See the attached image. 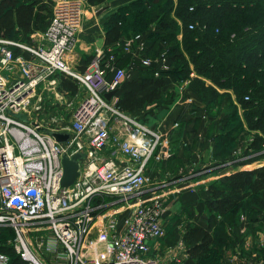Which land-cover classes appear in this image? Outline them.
<instances>
[{"label": "built area", "instance_id": "1", "mask_svg": "<svg viewBox=\"0 0 264 264\" xmlns=\"http://www.w3.org/2000/svg\"><path fill=\"white\" fill-rule=\"evenodd\" d=\"M82 6L80 0H53L43 31L28 41L0 37V227L14 233L0 244V264H183L182 240L177 253H169L171 262L150 254L165 234V193H156L164 184L156 185L148 171L151 163L170 158L171 135L180 130L181 119L164 131L149 126L145 116L122 112L117 93L105 98L131 78L132 64L125 61L134 60L154 77L169 72L167 44L153 48L149 32L132 35L96 49L81 71L70 53L84 19ZM194 9L190 5L188 11ZM189 79L181 82L175 105L197 102L185 95ZM62 81L82 89L83 96L68 124L45 128L32 115L48 112L46 96L56 101L64 96ZM57 117L54 123L62 119ZM48 132L69 138L59 143ZM76 154L78 177L64 187L63 158ZM257 258L237 264H264Z\"/></svg>", "mask_w": 264, "mask_h": 264}, {"label": "trees", "instance_id": "2", "mask_svg": "<svg viewBox=\"0 0 264 264\" xmlns=\"http://www.w3.org/2000/svg\"><path fill=\"white\" fill-rule=\"evenodd\" d=\"M86 1L89 6H101L107 0ZM190 5L195 6L193 12L188 11ZM50 15L49 6L36 0H3L0 37L28 41L32 33L46 28ZM194 23L206 28L189 30L187 26ZM104 29L105 45L143 32L150 33L153 48L165 49L161 44H167L171 70L154 77L152 70L138 68V76L124 80L117 91L116 106L122 112L133 114L160 100L167 82L181 83L194 72L185 95L210 108L233 93L247 128L261 134L254 136L239 169L205 189L211 211L207 227L192 225L182 236L187 247L183 264H203L218 243L214 231L221 220L248 204L251 222L256 223L264 206V0H134L119 8ZM19 32L26 39H20ZM90 61L91 57L82 59L80 70ZM61 89L76 92V86L67 81H62ZM245 96L250 100L244 101ZM230 107L232 113L225 122L228 133L216 138V157L228 156L234 147L233 133L242 130L236 106L230 102Z\"/></svg>", "mask_w": 264, "mask_h": 264}, {"label": "crops", "instance_id": "3", "mask_svg": "<svg viewBox=\"0 0 264 264\" xmlns=\"http://www.w3.org/2000/svg\"><path fill=\"white\" fill-rule=\"evenodd\" d=\"M36 1L53 6V0ZM80 1L83 5L85 2L87 3L86 0ZM117 1L107 0L103 5L95 7L92 13L86 14L85 20L87 19V21H83L85 23L82 29L83 32L79 35L70 53L71 63L78 69L84 67L82 59L84 60L85 57L92 58L96 49L104 50L105 47L110 46L104 44V26L106 22L119 8L134 0H129L126 4H121ZM18 37L26 39L20 32ZM125 64L126 66L128 65L127 61H125ZM137 76L138 70H133L131 78H136ZM181 86V83L173 84L167 82V85L162 90L160 100L150 105H145L143 109L133 114L145 116L149 126H155L164 131L169 129L171 122L176 118H181L182 120L180 130L173 134L172 137L173 154L171 158L161 164L155 165V163H152L148 171L156 185L164 184V187L159 186L156 192L158 194L165 193L164 225L169 219L174 217L175 213L185 209L189 211L191 210L190 208L193 209L188 216H183L188 222L186 229L183 231L184 234L187 228L192 225L207 227L211 211L206 204L205 189L213 182H223L227 175L239 169L240 162L247 159V154L250 152L249 147L254 136L261 134L258 131L247 128L243 119V109L236 102L233 93L229 92V96L225 95L220 98L210 108H207L199 101L192 106L182 105L179 102L175 105V101H172L171 98L173 94H180L179 87ZM172 90L175 93L172 94ZM62 92L64 96L59 101H64V104L57 102L55 99L46 100L47 102L51 101L52 104L51 106H46L49 112L52 109L53 114L61 117L62 114H65V117L60 119L56 125L68 124L71 121L75 105L77 106L83 96V90L79 88H76L74 94L63 89ZM230 102L237 108V115L242 122V130L233 133L235 136L234 147H232L228 156L216 157L215 152L218 147L216 138L228 133V129L225 128V122L232 113ZM56 109H60L59 112H56ZM242 213L245 215L244 218H249V214H245L244 210ZM261 214L262 212L259 213L256 223L263 221ZM249 223L253 224L251 221ZM158 241L152 244L150 254L165 263L164 258H160L158 254ZM164 253L166 255L168 251H164Z\"/></svg>", "mask_w": 264, "mask_h": 264}, {"label": "rangeland", "instance_id": "4", "mask_svg": "<svg viewBox=\"0 0 264 264\" xmlns=\"http://www.w3.org/2000/svg\"><path fill=\"white\" fill-rule=\"evenodd\" d=\"M129 0H118L117 2L121 4H126ZM116 2V1H115ZM83 4V3H82ZM114 5V4H113ZM50 9H52L51 5H48ZM93 7V8H90ZM95 7L98 6H89L85 2L82 6V11L84 14L85 20L87 13H92L95 10ZM85 23L82 22V26L76 35V40L78 39L79 35L83 32V26ZM204 24H200L203 26ZM40 32V31H39ZM129 35L132 34L131 31L127 32ZM87 58V57H85ZM128 65L132 64V69L137 71L138 63L134 60H129ZM137 67V68H136ZM132 70V71H133ZM193 76H196L194 72H191ZM249 97V96H248ZM51 100V97H47ZM45 98V99H46ZM47 100V99H46ZM45 100V102H46ZM62 102L64 101H57ZM47 106H51V101H48ZM76 107V105H75ZM60 109H56V112H59ZM61 117V116H60ZM65 117V114H62V118ZM55 118H58L56 114L52 113V109L49 112H42L32 115V119L40 120L41 124L45 126V128H57L56 123H54ZM175 134V133H173ZM171 135V144H172V137ZM172 148V147H171ZM173 154V149L171 152V156ZM170 156V158H171ZM169 160V159H168ZM152 164V163H151ZM150 164V165H151ZM161 164V163H160ZM156 165V164H155ZM160 167V166H159ZM158 170V169H156ZM155 170V171H156ZM248 204H244V207L237 213H233L223 220L220 221L219 226L214 231V236L217 238V244L214 250L210 252L207 256L206 261L203 264H237L241 258L244 257H258L257 260H264V248L261 245V239L264 237V218L263 221L259 223H249L251 221V217L244 218L245 215L242 213L243 210L245 214H248L247 211ZM191 210H182L181 212L175 213L174 217L168 220L164 226V237L158 241L157 249L159 251V257L164 258L165 263L171 262V256L176 254V249H179V243L182 240L183 231L186 229L188 222L185 220L184 215L188 216L189 213L192 212ZM244 215V216H243ZM264 215V206L262 207V214ZM258 217V216H256ZM173 219V221H172ZM44 235L43 232L39 234ZM14 237V233L9 228L0 227V244L5 245L7 240H11ZM4 250L5 248H1ZM164 251H168L166 255H164ZM169 253H171L169 255ZM181 260L184 262L185 258L181 257Z\"/></svg>", "mask_w": 264, "mask_h": 264}, {"label": "water", "instance_id": "5", "mask_svg": "<svg viewBox=\"0 0 264 264\" xmlns=\"http://www.w3.org/2000/svg\"><path fill=\"white\" fill-rule=\"evenodd\" d=\"M117 91H111L105 95L107 100H110L112 96H114ZM20 119L26 122L25 117L18 116ZM50 136H52L57 142L63 143L68 140L69 134L67 133H57V132H48ZM79 155L76 154L68 159L66 157L63 158L62 166H63V178H62V186L69 187L73 184V182L78 177V165L76 161L79 159Z\"/></svg>", "mask_w": 264, "mask_h": 264}]
</instances>
